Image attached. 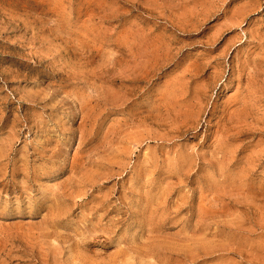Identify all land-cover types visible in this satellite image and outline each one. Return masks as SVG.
<instances>
[{"label": "rangeland", "instance_id": "rangeland-1", "mask_svg": "<svg viewBox=\"0 0 264 264\" xmlns=\"http://www.w3.org/2000/svg\"><path fill=\"white\" fill-rule=\"evenodd\" d=\"M0 264H264V0H0Z\"/></svg>", "mask_w": 264, "mask_h": 264}, {"label": "bare ground", "instance_id": "bare-ground-1", "mask_svg": "<svg viewBox=\"0 0 264 264\" xmlns=\"http://www.w3.org/2000/svg\"><path fill=\"white\" fill-rule=\"evenodd\" d=\"M251 10V9H250ZM252 12V11H251Z\"/></svg>", "mask_w": 264, "mask_h": 264}]
</instances>
